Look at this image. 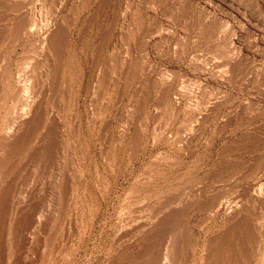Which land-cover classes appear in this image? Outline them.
I'll return each instance as SVG.
<instances>
[{
    "label": "rangeland",
    "instance_id": "obj_1",
    "mask_svg": "<svg viewBox=\"0 0 264 264\" xmlns=\"http://www.w3.org/2000/svg\"><path fill=\"white\" fill-rule=\"evenodd\" d=\"M0 61V264H264V0H0Z\"/></svg>",
    "mask_w": 264,
    "mask_h": 264
},
{
    "label": "bare ground",
    "instance_id": "obj_2",
    "mask_svg": "<svg viewBox=\"0 0 264 264\" xmlns=\"http://www.w3.org/2000/svg\"><path fill=\"white\" fill-rule=\"evenodd\" d=\"M2 4V3H1ZM118 10V9H117ZM5 27V26H4ZM42 27V26H41ZM55 30V29H54ZM5 35V34H4ZM62 36H63V34H62ZM66 38V37H65ZM43 39V38H42ZM62 40V39H61ZM60 41V40H59ZM63 45V44H62ZM58 46V45H57ZM62 53V52H61ZM6 55V54H5ZM1 62V61H0ZM57 84V83H56ZM65 89V88H64ZM29 94V93H28ZM44 98V97H43ZM21 99V98H20ZM27 100V99H26ZM27 103V102H26ZM26 106V105H25ZM23 107V106H22ZM27 107V106H26ZM25 108V107H24ZM24 110V109H23ZM20 112H23L24 113V111H20ZM22 113V114H23ZM21 114V113H20ZM15 117V116H14ZM19 117H20V115H19ZM21 119H22V117H21ZM11 126V125H10ZM12 130V129H11ZM9 134V133H8ZM11 134V133H10ZM16 134V133H15ZM10 137V136H9ZM6 138H7V136H6ZM12 139V138H11ZM14 141V140H13ZM19 141V140H18ZM22 141V140H21ZM17 144V143H16ZM16 201V200H15ZM3 208V207H2ZM3 210V209H2ZM4 212V211H3ZM2 213V212H1ZM7 214V213H6ZM26 217V216H25ZM36 218V217H35ZM31 221V220H30ZM36 221V220H35ZM32 223L34 224V222L32 221ZM38 223V222H37ZM36 223V224H37ZM26 224V223H25ZM31 224V223H30ZM33 224H32V226H33ZM35 226V225H34ZM42 226V225H41ZM40 227V226H39ZM37 230V229H36ZM35 230V231H36ZM166 234V233H165ZM163 237H165V235L163 234L162 235ZM164 239V238H163ZM226 239V238H225ZM157 243V242H156ZM168 243V242H167ZM163 244V243H162ZM163 246V245H162ZM165 247V246H164ZM221 248V247H220ZM58 249V248H57ZM148 249V248H147ZM223 249V248H222ZM147 251V250H146ZM156 252V251H155ZM148 254V253H147ZM164 255V254H163ZM162 258V257H161ZM168 259V258H167ZM176 260V259H175ZM160 261V260H159ZM161 263V262H160ZM235 263V262H234ZM162 264H163V262H162ZM168 264V263H167Z\"/></svg>",
    "mask_w": 264,
    "mask_h": 264
}]
</instances>
